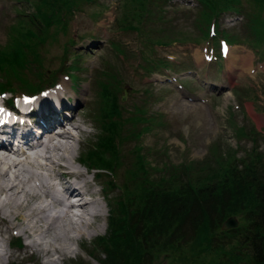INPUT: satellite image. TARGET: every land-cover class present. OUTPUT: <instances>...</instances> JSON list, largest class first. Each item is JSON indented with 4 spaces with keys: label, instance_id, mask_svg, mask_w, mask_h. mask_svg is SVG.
<instances>
[{
    "label": "trees",
    "instance_id": "16d2710c",
    "mask_svg": "<svg viewBox=\"0 0 264 264\" xmlns=\"http://www.w3.org/2000/svg\"><path fill=\"white\" fill-rule=\"evenodd\" d=\"M115 1V28L137 37L141 45L136 51L141 61L137 67L143 75L167 65V60L151 57L155 48L205 42L209 25L215 27L217 19L227 12L243 16L247 33L255 45L263 43L264 53V0H192L193 9L181 7L176 0ZM243 1L248 9L242 6ZM18 2L29 5L31 13L17 11L20 18L8 26L7 41L0 46V93H14L16 87L18 92L32 94L51 87L56 80L59 67L47 76L46 58L38 49L55 40L56 30L49 29L56 27L66 35L67 22L76 13L84 12L89 5L96 6L97 10L89 14L92 18L108 10V5L96 0ZM186 13L191 14L192 25L177 28L175 17L180 14L187 19ZM217 34L227 44L241 41L233 33ZM72 43L70 37L62 43L59 61L61 68L64 60H70L66 69L71 74H63L75 85L80 60L69 56L67 48ZM207 43L217 54L215 33ZM109 46L125 57L115 43L109 42ZM93 80L97 113L89 117L98 131L78 160L95 170L98 178H106L102 180L106 195L113 188L120 194L112 202L107 200L105 234L90 242L92 248L86 254L97 264H264V149L257 150L254 137H250L252 147L243 157L236 158L232 150L223 155L212 150V167L200 166L195 171L192 163L170 170L163 163V168L151 166L136 144L139 132L124 129L126 124L148 122L143 108H134L130 116L122 118V86L114 73L100 69ZM242 132L238 128L235 135L245 136ZM124 143H132L127 151L130 156L120 154L119 146ZM125 162L123 181L117 188L115 172ZM149 170L156 178L151 180ZM228 217H234L238 225L221 231ZM15 245H20L18 239ZM72 264L88 263L76 260Z\"/></svg>",
    "mask_w": 264,
    "mask_h": 264
},
{
    "label": "rangeland",
    "instance_id": "374dc122",
    "mask_svg": "<svg viewBox=\"0 0 264 264\" xmlns=\"http://www.w3.org/2000/svg\"><path fill=\"white\" fill-rule=\"evenodd\" d=\"M96 2L100 5L107 4L108 10L91 18L89 14L91 11L97 10L95 9L96 6L85 7L84 12L76 13L67 22L66 35L61 34L56 27L55 29L50 28V32L56 30L55 40L53 42L47 41L38 48L46 58L44 67L47 69V76L59 67L55 71V73L57 72L55 74L56 86L48 90L51 98H55L53 91L54 89L60 90L61 85L66 87L65 90H61L62 93L59 95L63 103H65L64 99H68L69 105H71L75 98H80L75 111H64V114L70 117L75 112V123L77 124V131L75 132L80 129L81 134L71 131L75 141L70 139L59 140L57 144L64 142L69 150L65 154L66 159L60 160L58 163L71 164L72 158L74 156L77 158L82 148L87 149L95 141L98 129L96 123L89 116L97 113L96 87L93 79L94 73L100 69H109L114 73L121 83L122 91H126L124 100L120 102L123 108L122 118L130 116L134 108H143V116L148 119V122L134 123L133 126L126 124L124 129L132 128L139 132L136 144L139 145L140 153L145 156L146 161L151 166H159L160 168L165 166L170 170V167L178 168L181 165L192 163L195 171L200 166L209 165L212 167L214 165L211 162L213 159L212 150L222 155L232 150L236 158L243 157L252 147L251 136L254 137L257 150L263 151V43L256 45L253 43V37L247 33L241 14L236 15L227 12L217 19L214 29L217 40L220 38L217 34L218 31L236 34L241 40L226 47L220 59L215 61L213 58H209L206 44H208V39L210 40L211 36H208L207 40L201 41L200 44H173L163 49L155 48L151 57L167 60V65L164 66L165 68L152 71L149 75H143V72L137 67V64H141L136 52L141 48L137 37L133 33L119 31L115 28L114 18L117 11H114V7L116 1L96 0ZM175 2L183 8L193 9L195 7L192 0H176ZM242 6L244 9L249 8L244 1ZM17 11H22L24 15H27L31 13V8L27 4L18 2V0H0V46L7 41L8 26L20 18ZM178 16L173 21L177 28L192 25L191 14H185L187 19L180 14ZM170 17L174 18L172 15ZM68 37L73 41L67 48L69 56L75 55L80 60L78 65L80 71L76 73L75 85L63 76V73L71 74L66 69L70 60H64L63 66L60 68L61 45ZM242 39L247 40L242 41ZM109 42L120 47L125 57L122 58L121 55L111 50ZM230 49L232 53L228 57L227 51ZM214 55L216 56V49ZM14 89L16 92L10 94H14L13 96L16 98L21 93L17 91L16 87ZM121 96L122 92L119 94V97ZM34 97L37 100V96ZM238 128L243 130L242 133H245V136L238 137L235 135V130ZM49 135L51 133L45 134L44 138ZM131 146L132 143L120 145V154L130 156L127 151L130 150ZM70 150H73V157L69 155ZM45 152L46 149L44 148V155ZM58 154L60 155L62 152ZM58 154L55 155L56 158H58ZM18 159L23 164V167L19 168L23 172L16 173L24 179H28L31 175L36 183L38 178L43 176L42 174L55 170V166L51 169L48 166H43L44 161L38 156L30 161V163L32 162L31 165L26 166L24 157ZM127 164L128 162H125L115 172L117 188L122 184L123 171ZM167 168L164 171H167ZM149 171L151 180L153 177L156 178L157 175L151 170ZM195 171L194 174L202 175V172L196 173ZM93 174V172H88L87 178L90 180ZM105 179L103 177L93 181L96 184L94 190L98 192L100 198L98 201L101 208L100 218L93 220L90 227L87 226L88 228H79L75 223L70 224L67 221L64 223L56 222L51 229L55 231L57 228L64 227L63 232L65 234L63 236H66L55 241L51 234H44L41 243L42 245L45 244L46 249H49V255L44 254V257L40 255L37 258L28 257L22 259L18 264H48V261L49 263L53 261V264H72L76 260L88 264H97L86 252L88 249L91 250L90 242L94 238L105 234L109 211L107 200L112 202L120 194V190L116 188L109 189L104 197L107 206L104 205L102 192L105 193V191H102V180ZM22 195L19 193V201L22 205L31 202L28 196ZM46 211L51 215L53 214L50 210ZM43 214L39 216L42 218ZM65 224L66 226H64ZM76 231H83L84 235L78 238L79 232ZM15 232L13 231L15 235L6 234L5 237L6 243L9 244V248H5V251L11 256H15L14 258L22 256L24 243L34 244L33 241L30 242L29 238L16 235ZM74 235H76L77 240L71 241ZM13 238L19 239L20 245L18 247L11 246L10 243ZM66 245L72 251L68 256L58 258L55 251ZM4 263L9 264L7 260H4Z\"/></svg>",
    "mask_w": 264,
    "mask_h": 264
},
{
    "label": "bare ground",
    "instance_id": "6f19581e",
    "mask_svg": "<svg viewBox=\"0 0 264 264\" xmlns=\"http://www.w3.org/2000/svg\"><path fill=\"white\" fill-rule=\"evenodd\" d=\"M227 53V56L229 57L232 50H228ZM60 88V90L54 89L53 93L57 96V101L60 102V105L64 107L65 104L61 101L59 95L62 93L61 90H65L66 87L61 85ZM79 102L80 98L74 99L73 110H71V112L75 111ZM43 103L49 104L48 101H43ZM49 108L51 110L50 104ZM19 112H21L20 109ZM51 119H53V121L48 125L43 126L46 130L44 135L55 130L54 133L45 136L43 141L42 138L36 140L37 146L30 149L28 151L30 153L27 156L23 155L25 156V166L28 164L31 165L32 162L30 163V161L35 156H38L44 161L43 166H48L50 169L55 166V170L42 174L43 176L38 178L37 183L31 175L28 179L21 178L17 173L20 174L23 172L19 169L20 167H23V164L15 161L14 158L9 156V153L0 152V264H5L4 260H7L9 264H18L22 259L28 257L37 258L40 255L41 257H44V254L49 255V249L45 248V244L42 245L41 240L44 234H51L54 236L53 239L55 241L66 236H63V234H65L63 232L64 227H60V229L57 228L55 231L51 229L58 221H61V223L66 221L70 224L75 223L77 227L84 228L87 226L90 227V223H92L93 220L101 217V208L98 204L100 198L98 192L94 190L96 186V184L93 183L94 178L91 177L90 180L87 178L88 172H86L84 166L77 163L76 156H74L75 158L73 157V150L69 151V155L73 157L71 164L58 163L60 160L63 161L66 159L65 154L69 150L64 142L57 144L59 143V140L70 139L75 141L74 135L71 132L77 131L75 112L70 118L61 123L55 118ZM55 126L58 127L51 131ZM28 132H30V130H28ZM2 133L4 134L5 139L0 141V146L8 147L9 140L11 139V132L5 131ZM39 133L40 131L37 132V134ZM75 133L81 134L80 129ZM19 135L15 139V143L20 146L17 148L15 147V149H20L23 144L22 138ZM30 136L32 139L33 135ZM44 148L46 149L45 155L43 154ZM59 152H62V154L59 155ZM57 154L59 155L58 158L55 157ZM55 163L57 164L55 165ZM32 174L34 173L32 172ZM15 190L16 193H14ZM19 193L23 194L22 196H28L31 202L22 205L19 201ZM102 194V203L107 206L104 200L106 194L104 192H102ZM73 198H77V201L74 203L69 202V199ZM46 210H50L53 214H49ZM76 212L79 213L76 214ZM42 214L43 217L41 218L39 215ZM64 226H66V224ZM13 231H16V235H22L24 238H29L30 242L33 241L34 243H24L23 254L21 257L14 258L15 256L13 257L5 251V248H9V244L6 243L5 239L6 234L15 235ZM76 232H79L78 238H81V236L84 235L83 231ZM72 238L71 241L77 240L76 235ZM70 251L72 250L66 245L58 248L55 253L58 254L59 258L61 256H68ZM47 259L49 260L48 257ZM48 264H53V261L50 263L48 261Z\"/></svg>",
    "mask_w": 264,
    "mask_h": 264
},
{
    "label": "water",
    "instance_id": "95a60500",
    "mask_svg": "<svg viewBox=\"0 0 264 264\" xmlns=\"http://www.w3.org/2000/svg\"><path fill=\"white\" fill-rule=\"evenodd\" d=\"M125 98V91H123L122 96H121V101H123ZM237 227V221L234 217H228L223 221V223L220 226L221 231H227L230 229H234Z\"/></svg>",
    "mask_w": 264,
    "mask_h": 264
}]
</instances>
